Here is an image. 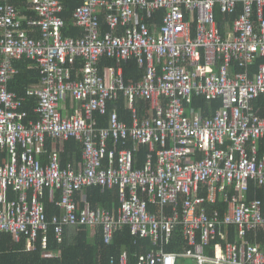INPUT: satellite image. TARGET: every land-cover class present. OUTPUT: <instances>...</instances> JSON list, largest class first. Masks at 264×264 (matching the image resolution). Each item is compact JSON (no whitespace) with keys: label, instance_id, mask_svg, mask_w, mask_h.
Returning <instances> with one entry per match:
<instances>
[{"label":"built area","instance_id":"2783aa9c","mask_svg":"<svg viewBox=\"0 0 264 264\" xmlns=\"http://www.w3.org/2000/svg\"><path fill=\"white\" fill-rule=\"evenodd\" d=\"M14 1L0 0V150L11 154L0 162V234L26 238L34 251L38 241L47 249L51 226L58 239L70 226L101 228L107 245L129 227L152 244L137 264H264V64L251 75L264 58V0H82L72 22L84 35L76 38L64 36V0H28L38 19L26 21ZM24 58L41 77L27 89L38 99L36 120L9 90ZM103 58L116 66L102 72ZM132 58L145 74L127 83L123 64ZM121 94L129 122L109 110ZM195 97L222 107L205 115L192 107ZM69 98L71 111L63 107ZM139 101L149 105L143 117ZM49 138L79 141L82 161L62 167L56 150L43 164L37 156ZM141 147L148 156L137 169ZM93 187L119 188L117 212L88 205ZM47 190L61 211L51 219L41 200ZM177 226L185 245L169 252ZM111 264H129L128 254Z\"/></svg>","mask_w":264,"mask_h":264},{"label":"trees","instance_id":"16d2710c","mask_svg":"<svg viewBox=\"0 0 264 264\" xmlns=\"http://www.w3.org/2000/svg\"><path fill=\"white\" fill-rule=\"evenodd\" d=\"M14 3L23 20L26 21V19L29 18L35 20L38 19L37 13L30 9L31 5L28 4V0H15ZM82 4V0H64L65 11L62 14V17L66 21V27L63 31L65 37L76 38L84 35V30L78 26H74L72 22L74 11ZM241 11L242 7L239 6L238 13L225 18V23L220 25L223 34H225V26H232ZM163 15V11L156 14L155 20L157 23L162 21ZM100 23L103 32L109 30L106 23L105 10L100 15ZM24 24L25 27H27L26 23ZM149 25L152 26V21ZM40 35L39 27L31 28V36L38 38ZM262 64H264V58H259L252 68V76L257 73L259 66ZM15 66L18 69V73L15 75L14 82L10 84L9 90L14 91L19 97L25 98L23 110L28 113L31 120H36L37 115L35 109L37 107L38 99L36 96H28L27 89L40 83V72L33 61L25 58L16 61ZM107 66H116V63L112 60L103 58L100 65L101 71L103 72V68ZM123 71L127 83L138 82L145 74V70L140 68L135 58H132L123 64ZM239 71L242 70L239 69ZM71 101L72 100L69 98L68 101L63 104V107H71ZM257 105L263 107L262 110L264 112V98L259 99ZM113 106L117 107L119 117L122 121H130L131 112L126 107V102L122 94L119 101L109 103V110H111ZM63 107H61V109ZM148 107V103L144 101H139V103H137V108L141 117L144 116L145 109ZM192 107L195 110L201 109L205 115H209L212 112L215 113L222 107V101H208L204 98L195 97ZM106 121L107 119L104 120L105 124ZM132 146V141H128L125 146L120 145L118 149L130 148ZM56 150L60 151V162L62 167H66L69 163H79L82 161V144L74 138L65 142L54 141L50 138L47 139L46 152L37 157L43 164H47L49 162L50 154ZM147 156V149L141 147V149L133 156L135 168H143L146 164ZM0 162L3 164L11 162V154L5 149L0 150ZM104 164L107 165L108 160L104 161ZM85 194L87 196L88 205L91 207L102 206L112 212H117L120 207L121 202L118 187L106 189L104 191L101 187H93L87 189ZM250 196H252V194H250ZM9 198L10 200H15L18 198V195L11 190ZM41 200L49 219L55 214L61 213L59 208L49 200L48 190L45 192V196L41 198ZM79 202L81 208L86 206V203H83L80 200ZM218 207L221 210L224 209L222 204ZM152 210L155 211V208L153 207ZM167 210H171V207H168ZM182 230L181 226L175 228L172 241L167 246V251L177 253L182 250L185 245ZM92 231L93 230L85 226H70L65 229L61 239H58L54 227L51 226L47 232V249L43 250L41 241H38L34 251L28 250V241L26 238H22L17 242L12 234L1 233L0 264H111L112 260L118 261L125 252L128 254L129 264H137L138 257L134 256H140L142 253H147L152 248L150 240L135 238L129 227H125L122 231L117 233L109 245L104 242L101 228H98L94 232ZM178 264L195 263L190 259H181Z\"/></svg>","mask_w":264,"mask_h":264},{"label":"crops","instance_id":"0c3cea01","mask_svg":"<svg viewBox=\"0 0 264 264\" xmlns=\"http://www.w3.org/2000/svg\"><path fill=\"white\" fill-rule=\"evenodd\" d=\"M231 28H232V26H230ZM227 29V28H226ZM74 105V104H73ZM71 106V107H64V109H68V111H71V109H72V107H74V106ZM95 230H93L92 232H94Z\"/></svg>","mask_w":264,"mask_h":264}]
</instances>
